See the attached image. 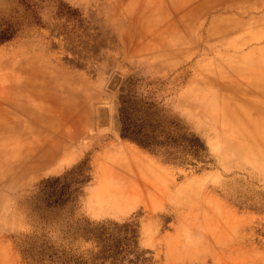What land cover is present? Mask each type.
<instances>
[{
    "label": "rangeland",
    "instance_id": "374dc122",
    "mask_svg": "<svg viewBox=\"0 0 264 264\" xmlns=\"http://www.w3.org/2000/svg\"><path fill=\"white\" fill-rule=\"evenodd\" d=\"M258 77L264 0H0V264H264Z\"/></svg>",
    "mask_w": 264,
    "mask_h": 264
},
{
    "label": "trees",
    "instance_id": "16d2710c",
    "mask_svg": "<svg viewBox=\"0 0 264 264\" xmlns=\"http://www.w3.org/2000/svg\"><path fill=\"white\" fill-rule=\"evenodd\" d=\"M9 38V36H6L3 39ZM121 123L122 137L129 138L146 147L157 144L153 132L145 130L136 118L123 114ZM119 230L121 231V229ZM83 234L87 237H95L99 241L100 251L96 254L87 255L83 253L73 256H67L65 252H62L58 255V258L63 264H105L106 261H110L111 264L121 263V254L127 251L126 247L130 244V239L124 238V240H121V236L115 237L113 233H109V229L104 225L92 229L84 227ZM137 260H141V255L137 256Z\"/></svg>",
    "mask_w": 264,
    "mask_h": 264
},
{
    "label": "bare ground",
    "instance_id": "6f19581e",
    "mask_svg": "<svg viewBox=\"0 0 264 264\" xmlns=\"http://www.w3.org/2000/svg\"><path fill=\"white\" fill-rule=\"evenodd\" d=\"M259 77H261V76H259ZM258 77V79H260L263 83H264V77L261 79V78H259ZM251 81H253V79L251 80ZM5 91V90H4ZM35 91V90H34ZM33 91V92H34ZM35 93V92H34ZM46 93V92H45ZM39 94V93H38ZM38 94H37V96H38ZM14 95V94H13ZM19 95V94H18ZM47 95V94H46ZM45 96V95H44ZM11 97H13V96H11ZM16 97V96H15ZM18 97V96H17ZM36 97V96H35ZM14 98V97H13ZM45 98V97H44ZM47 98V97H46ZM49 98V97H48ZM9 99V98H8ZM32 100H34L33 99V97H32ZM47 100V99H46ZM8 100H6L5 98H3L2 99V102H1V105L4 107V106H6V103L7 104H9V106H10V104H12V102H7ZM9 101H11V100H9ZM13 101V100H12ZM31 101V100H30ZM20 102H22L21 100H20ZM25 102V101H24ZM26 103V102H25ZM238 104H242V103H244V101H239V102H237ZM21 104H22V107H21ZM15 105V104H14ZM17 105V104H16ZM15 105V106H16ZM24 105V103H20V107L24 110L25 109V107L23 106ZM26 106H28L30 109H31V107L29 106V105H26ZM32 106V105H31ZM1 107V106H0ZM10 108H11V106H10ZM12 108H14V107H12ZM19 109V108H18ZM17 109V110H18ZM36 111V112H35ZM35 111H33V114L35 115L36 113H37V110H35ZM7 112H8V110H7ZM29 112V111H28ZM35 112V113H34ZM9 113V112H8ZM28 114V113H27ZM7 115H10V114H7ZM26 115V114H25ZM34 117V116H33ZM4 127H5V125H3V123H1L0 122V137L1 138H3L4 140H5V136H3V135H7L8 134V132H6L5 131V129H4ZM7 127V126H6ZM16 127V126H15ZM7 130V129H6ZM8 131V130H7ZM8 135H10V132H9V134ZM11 136V135H10ZM8 138V137H7ZM6 138V139H7ZM9 140V139H8ZM41 147V146H40ZM23 149V148H22ZM39 149V145H36V146H34V147H32V148H29L28 150H26L25 151V153H24V156L27 158V157H30L31 155H33L34 153H36L37 151H39L38 150ZM48 148H44L42 151H43V153L44 152H50V150H47ZM20 151V150H19ZM26 160V159H25Z\"/></svg>",
    "mask_w": 264,
    "mask_h": 264
}]
</instances>
